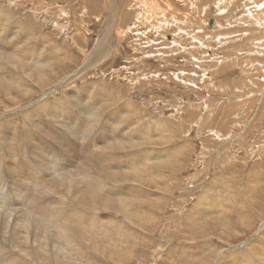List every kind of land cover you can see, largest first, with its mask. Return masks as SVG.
<instances>
[{"label": "rangeland", "instance_id": "374dc122", "mask_svg": "<svg viewBox=\"0 0 264 264\" xmlns=\"http://www.w3.org/2000/svg\"><path fill=\"white\" fill-rule=\"evenodd\" d=\"M0 18V32H5L7 37L13 30L19 34L22 31L23 39L27 34L31 39L25 48L43 47L47 50L46 62L53 67L49 69L53 73L49 71V77L42 79L28 77L24 70H19L27 89L11 95L0 94V124H7L10 130L16 129L18 133L15 154L20 150L21 130L29 124L28 118L42 117L53 123L58 119L63 122L61 124H73L69 119L52 115L54 111L47 112L54 109L55 103L60 101L64 106V102L70 100L66 108L77 114V105L83 104L80 99L88 100L92 105L91 99L98 100L97 94L79 90L81 86H95L106 92L111 110L115 109L117 113L124 110L126 103L134 106V116L124 118L123 126L132 130L136 126L142 129L148 126L152 134V137L148 135L150 138L145 135L141 141L139 139L135 148L116 149L110 156L115 160H126L122 173L116 174L120 175V181L128 179L127 185L113 186L106 180L109 172L94 174L118 194L102 197L114 203H121L116 198H127L126 206L120 205L122 211L113 213L112 222L104 225L101 209L84 215L82 221L88 226L83 227V223L77 222L66 225L65 221H59L61 226H67L64 228L74 240L71 244L76 250L69 252L73 260L70 264H229L233 256L241 255L248 257L251 264L264 263V0H0ZM14 19L22 28L14 27ZM210 19L212 26L208 25ZM12 40L7 39L13 44ZM97 40L101 42L97 44ZM60 80L64 82L58 85ZM72 97L78 98V103H74ZM27 110L32 117L26 114ZM106 115L107 112L99 116L100 122ZM73 121L78 122V119ZM160 129L165 136H170L167 143L163 144L165 139L157 138ZM78 135L82 138L81 133H76ZM95 140L94 136L83 139L81 148L95 150ZM159 151L175 154H171L174 161L170 166L162 163L161 167H151L158 161L164 162V158L158 157L161 160H142L139 167L146 171L134 169L131 160L144 152L158 154ZM0 152L4 162L8 150L5 155L0 145ZM55 163H47L51 173L56 172L51 168ZM20 165L26 169L24 173L17 171L32 178L33 171L26 163ZM31 165L34 168L35 164ZM71 169L77 171L78 168ZM156 173L162 177L160 182ZM1 174L5 178L0 179V211L5 210L3 207L7 213L13 211L10 219L2 223L3 228L7 223L6 230L9 231L0 233V239L8 244L6 235L10 234L11 225L18 228L19 236L15 234V237L26 234L25 227L29 222L19 220L25 217L19 211H23L25 205L28 209L40 210L35 194L45 188L49 180L37 176L28 181L30 189L26 192L22 190L24 186L14 185L19 181L16 177L6 175L3 163L0 164ZM150 174L153 180H150ZM81 180L80 177L77 184L84 188L85 180ZM131 187L140 188L134 192L136 199L128 193ZM139 192L142 193L138 195ZM26 197V202L19 201ZM63 198V204L67 206V197L63 195ZM45 202L41 200L39 206ZM52 205L56 206L57 202ZM72 206L70 204V208ZM128 208H136L143 218L139 222L140 218L130 216L132 236L127 234L129 237L116 225L119 219L126 220L124 214ZM144 219L148 222H143ZM69 226L71 230L82 227L88 237L92 235H87L90 230L93 234L96 231L108 234L102 233L105 236L98 238L101 241L97 246L100 242L104 250L100 245V252L88 247L77 234L70 233ZM48 229L53 231V227ZM130 237L134 238L131 240ZM41 239L38 241H47ZM48 240L55 245L51 244L53 249L44 241L45 247L41 250L37 241L23 240L19 247H22L21 251L28 250L27 264H58L54 250L63 241L57 239L55 233L53 240ZM63 245L64 251L58 249L61 253L69 248L68 243ZM17 247L11 250L18 252ZM193 247L202 253H198L197 248L192 250ZM45 248L47 251L43 253ZM113 252L122 253L119 254L122 259Z\"/></svg>", "mask_w": 264, "mask_h": 264}, {"label": "bare ground", "instance_id": "6f19581e", "mask_svg": "<svg viewBox=\"0 0 264 264\" xmlns=\"http://www.w3.org/2000/svg\"><path fill=\"white\" fill-rule=\"evenodd\" d=\"M0 19H2V18H0ZM18 22L19 21L14 19L13 24H14L15 28H16V25L18 27L19 26L21 27V25ZM13 31L10 32V35L7 37L5 35L6 34L5 32L4 33L2 31L0 32V94L11 95L12 93L17 92L19 90L27 89L26 82H25L26 80H24L23 74L19 73L20 72L19 70H24V72L28 74V77H37L39 79H42L44 76L49 77V71H50V73H53V72H51V70L53 69L52 65H49L46 62L48 57L46 56L47 53L45 54V52L47 50L44 51V48L40 47V46H37V47L33 48L32 50L30 47L26 49L25 44H26V42H29V39H31V38L29 36H27V34H26V36H24L25 38L23 39L22 31H21V34H19V31H16V30H13ZM15 36L20 37L21 40L17 39ZM9 37H10V39L11 38L13 39L12 40V41H14L13 44H11L7 41V39ZM98 40H97V44H99L101 42V41L98 42ZM57 54H60V52H58ZM48 55H50V54H48ZM32 57H33V60H32ZM49 57H51V55ZM52 57L56 58L55 55H52ZM8 68H11L10 72L7 71ZM49 69H51V70H49ZM52 79H54V78H52ZM61 81L62 80H60L58 82V85H60L61 83L64 82V81H62V82ZM58 85H56V86H58ZM28 90H30V89H28ZM79 90L84 91V93L86 92V93H93L95 95L97 94L98 100L96 98H95L96 101H93L91 99V101L93 102V105H92L91 103L88 102V100H86L84 102V100L80 99V101H82L83 104H81V102H79L80 105L79 104L77 105V106H79L77 114L70 113V111L66 108V106H69L70 100L68 102H64L65 107L62 106V104L59 101V102L55 103V107L53 110L50 107L52 111H49L50 109L47 110V111H49V112H47L48 114L50 112L54 111L52 113V115L58 116L62 119H64V118L69 119L68 121L71 120L73 122V124H67L68 122L66 124L65 123L61 124L63 122L60 123L58 121V119L56 120V122L53 123L51 119H49L50 120L49 121L46 119H42V117H40V118L38 117L35 120V119H33L32 115L31 116L29 115V114H31L29 112L30 110H27L26 114H28L32 118H28V119H30L29 124H26L24 127L22 126L23 127L21 130L22 134L20 133L21 139H19L21 141V146H20V150L16 151V154H15V143L18 142L17 141V137H18L17 136V134H18L17 130L12 129V128L10 130V128L8 127L7 124H5V125L0 124V145H2L3 150L5 152V155L7 153L6 151L8 150V158L3 162V160H2L3 156H0V164L3 163L4 171L9 178L14 179L16 177L17 180L22 182V183H20L18 181L17 183H19L20 185H18L17 183H15L14 185L19 186V187L24 186L22 188V190L29 192L30 186L28 184L31 180H34V178H37V176L38 177H44V178H47V180H49V182L47 183L45 188H42V190L40 192L38 191L35 194L37 199H38L37 205H38L40 210L28 209L25 207L27 205H25L24 210L19 211V212H22V216L23 215L25 216V217L21 216L22 219H19V220L22 222H25L26 220H28V222H29V224L25 227L26 234L23 237H15V234L17 236H19V232L17 231L18 228L15 229L16 226L14 225V227H15L14 228L13 225H11L12 223L11 224L9 223L11 225L12 229L10 231V234L8 236L6 235V237H7L6 240H9L8 244L6 242L2 241L3 239H0V264H4L2 260H7L6 264H27V260L25 257L28 256V254H27L28 250H26V252H27L26 253L24 251H21L22 247H19V246L23 245V243H24L23 240H32L33 242L37 241V245L39 247H41V250H42V247L44 246V243H42V242L44 240L38 241V239H40V240H42L41 238L47 239V237L45 236V235H47L49 237L48 239L53 240L54 233H55V236L57 239H60L63 241L62 244H61V242L58 243L61 246H57V248H56L57 250L60 249V251L62 252V251H64L63 250L64 249L63 244L68 243V245H69V248H67L65 250V252H63V253L59 252V250L58 251L56 249L54 250V252L59 255V256H57L54 253L56 259H58V264H70V262H72L73 260L70 259V258H72V255H70L69 252L71 250L72 251L76 250L71 244V241H74V240H71V237L68 235V231L65 230L64 227H67V226H65V225L61 226V223H59V221L60 220L65 221L66 225L74 224L75 222H77L78 224L79 223L82 224L83 223L82 220H84V217H85L84 215H89V214H86V213H88V211L95 212L96 209H101V212H102L101 213V215H102L101 219H103L105 221L104 225H106V223L112 222L116 212L118 213L119 210L122 211V208L126 206L124 204H125L127 198L123 199V200L116 198L119 201H121V203L115 202L116 203L115 204L113 201L108 200V198L102 197L103 195L109 196L108 194H116V193H114L112 191V186L106 187L105 184H102L103 181H100L98 178H96L94 174H96V175H97V173L100 174L102 171L107 172V173L109 172L110 174L107 175L106 180H108L113 186H115V185L122 186L124 184L127 185L126 182L129 180L126 179V180L120 181V175L116 174V173H120V172L122 173V171L124 170V167L126 166V160H115L114 158H112L110 156L113 155V153L115 152L114 150H116V149H123L124 148V150H125L127 148V150H128V147L135 148V146H137V144H138L137 141H139V139L141 141V139H143V137L145 135H147V137H145V138H150L148 135H150L152 137V134L149 131L150 127L147 126V127L142 129V128H138V126H136L138 129L136 128V129L132 130L131 128H128L129 126L128 127L123 126V123L125 122L123 120L124 118L128 119L129 117L132 118L134 116V112H135V108H133L134 106L132 107L131 105H129V103H126L123 105L124 110L117 113L115 109L111 110L112 107L108 103L109 97H108V94L106 92L99 90L95 86H81L79 88ZM23 95H25V94H23ZM26 95H27V93H26ZM80 96H77V97H80ZM27 97H28V95H27ZM66 97H68V96H66ZM8 99H9V97H8ZM11 99L14 101V98H11ZM70 99H72L74 103H78V101H79V99L75 98V97H74V99H73V97ZM63 101H65V100H63ZM41 103L45 104V100H42ZM36 105H38V104L36 103ZM46 105H47V103L45 104V108L46 107L48 108V105L47 106ZM127 105H129V106H127ZM17 106H19V105H17ZM72 107H73V104H72ZM43 108H44V106H43ZM73 108L76 109V106ZM73 108H71V109H73ZM104 108H106V109H104ZM121 108H122V106H121ZM13 109H15V107ZM8 111H10V110H7V112ZM45 112H46V110H45ZM105 112H107V115L104 117V120L100 122L99 116L104 114ZM115 114L118 115L117 118H115ZM76 118L78 119V122L73 121ZM55 123H58V124H55ZM130 124H132V123H130ZM125 125H126V123H125ZM131 127H132V125H131ZM93 130H94V133L92 134ZM160 132L161 133L158 137L157 136H154V137L165 139V140H163L162 143L163 144L167 143V139L170 138V136H168V135L165 136L164 132L162 133V130ZM76 133H81L82 138H80L79 135L77 137ZM115 133H116V135H114ZM92 136H94V138L96 139L95 144L93 145L96 147V149L93 151H90V149L88 147H84V148L82 147L81 148V146H82L81 141L83 139L85 141L86 139H88ZM38 138H39V140H38ZM111 141H116L118 143L114 144V143H111ZM125 143H128V144H125ZM99 144L101 145V147ZM18 145H19V143H18ZM126 145H131V146H126ZM75 148H77V149H75ZM178 149H179V147H178ZM54 151H56V152H54ZM149 152H144V153L138 155L137 159L131 160L132 164L134 165V169L139 168V170H140L142 168V167H139L140 164L143 163L142 160L154 159V160L158 161V160H161L158 157H162V159L164 158V162L158 161L157 163H154V164H156V166L151 165V167H155V168L159 167L162 163H164V165L166 164V165L170 166L171 163H173V161H174L172 159L173 157H171V154H174V153H171V151H165V152L159 151L158 154L160 156L157 153L154 154L153 152H151V153H149ZM53 153L58 154V155L52 156ZM72 153H74L76 155V158L74 157V155ZM15 156H18V157H15ZM174 156H175V154H174ZM15 158H17L19 160H14ZM28 159H31V160H28ZM82 159H85L86 161H82ZM51 161H56L55 165L51 166V168H53V170H56L55 173H51L50 171H52V170H50L47 166V165H49L47 163H50ZM21 162H25L27 168L33 171L32 178H29L27 175L20 174L18 172V171H22L24 173V171L26 169V167L20 165ZM31 163L35 164L36 168H35V166H34V168H32ZM58 165H60V166H58ZM145 166H147V165H144V168H146ZM71 167L72 168L75 167L78 169H77V171H74L71 169ZM37 169H40L41 171H37ZM143 170L146 171L145 169H143ZM141 172H142V170H141ZM136 173H137V171H136ZM149 173H151V172L149 171ZM155 175H156L155 177L158 178V182H160V180H162V177L157 176L158 175L157 173ZM150 176H151L150 180H153L154 178H152L151 174H150ZM80 177L83 179V180H81L82 182L85 180V185H84L85 187L84 188L80 187L77 184ZM3 178H5V177H4V175L1 174L0 179L2 180ZM47 180L45 179V181H47ZM131 181H136V180L131 179ZM142 182H144V181H142ZM150 182H152V181H150ZM132 185L135 186V184H133V183H132ZM103 186H105V187L102 189ZM139 189H138V187H131L130 191L128 192L130 194V197L133 196L134 199H136L134 196V192L136 190L139 191ZM83 190H86V191H83ZM61 193L67 197L66 203H69V204H67V206L63 204L64 198H63V195ZM141 193L142 192H139L138 195H140ZM116 195H118V194H116ZM157 196H158V194H157ZM130 197H128V198H130ZM27 198L28 197H26V199H21V200L16 199V201L17 200H19V201L24 200V202H26ZM152 198H154V197H152ZM0 199L2 200L1 196H0ZM54 199H57V200L54 201ZM141 199H143V198H141ZM41 200H46V202L44 203V205L39 206V204L41 203ZM157 200L159 201L160 198H157ZM141 201H143V200H141ZM55 202H57V205L53 206L52 204ZM137 203H139V202H137ZM10 204H12V203H10ZM70 204L73 205L72 208H70ZM132 204H133V202H132ZM0 205H1V202H0ZM120 205H124V206L120 207ZM134 206H136V204L133 205V207ZM152 206H153V204H152ZM138 207H139V205H138ZM149 207H150V209L152 208L151 206H149ZM3 209L7 210L4 207H3ZM19 209H20V207H19ZM5 210L0 211V233H2V230H3V232L9 231V230H6L7 223L5 224L4 228L2 227V223H5V221L7 219L9 220L10 216L13 214L12 209L9 213H7L8 210L7 211H5ZM126 211H127L126 215L124 214V216H125L127 221L125 219L124 220L126 222L123 219H121V221H120V219H119L116 223V225L120 227L121 233L124 234L125 236L127 234L131 235L130 232H131L132 226L129 225V222H128L129 219L134 217V215L137 216L136 218H138V219L140 218L139 222L143 219L139 215V213L137 212L136 208H134V210H130L128 208V209H126ZM146 211H148V210H146ZM80 213L83 215H81ZM113 213H115V214L113 215ZM123 213H124V211H123ZM145 215H146V213H145ZM151 215H152V213H151ZM130 216H132V217H130ZM136 218H135V220H136ZM151 219H153V218H151ZM151 219H149V220H151ZM14 220H12V221H14ZM144 221H146V220L144 219L143 222ZM85 222L82 224L83 227L86 225L88 226V224H86ZM146 222H148V221H146ZM141 224L144 225L145 223H141ZM71 226H69V228H68V229H70L69 230L70 233H72V231H73L72 234H74V233L77 234L80 237V239H82L85 243H87L89 245L88 247H91L93 250L100 252V249L98 248V246L100 245V248H102L101 250H104V247L102 246V244L100 242L97 246V242L100 240V239L98 240V238L105 236L104 234H106V233H104V232L99 233L100 231L99 232L96 231L93 234L90 230V232H88L87 235H89V234H92V235H91V237L90 236L88 237V236H86V232H83L84 230L82 227L80 230L78 229V227L75 229L73 228L74 230H71V228H70ZM91 226L93 227V225H91ZM137 226H136V228H138ZM17 227H19V226H17ZM50 227H53V231L52 230L49 231L48 228H50ZM133 227H135V225ZM62 228H64V229L62 230ZM142 229H143V226H142ZM117 230L118 229L113 230V232L114 231L116 232ZM101 231H103V230H101ZM133 231H132V233H133ZM93 232H94V230H93ZM105 232H106V230H105ZM119 232H117V233H119ZM142 232L144 233V230H142ZM102 233H104V234H102ZM119 234H117V238H118ZM106 235H108V234H106ZM124 235H122V236H124ZM134 237H136V235ZM1 238H3V237H1ZM133 238H131V240ZM48 239L46 242L45 241L44 242L48 244L50 249H53V248H51L52 247L51 244L53 246H55V245L53 244L52 241H50ZM53 241L56 242L55 238ZM119 241H120V239H119ZM121 241H122V239H121ZM15 243H17V245H14ZM123 243H124V241H123ZM126 245H127V243H126ZM16 246H18L16 249L18 252H14L13 250H11L13 247H16ZM118 248H116V249H118ZM194 248H197V247H193L192 250H194ZM44 250L45 251H42L43 253L47 251L46 248ZM32 251H33V249H32ZM196 251L198 253L201 252V250L200 249L198 250V248L196 249ZM30 252H31V249H30ZM115 253L117 255V252H115ZM119 254H122V253H118V255H117L118 257L121 258L122 255L119 256ZM191 254H192V252H191ZM203 257L205 258V256H203ZM255 257L253 256V258H255ZM263 257H264V255L262 256V259H263ZM198 258L199 257L197 256V259ZM115 259H117V257ZM195 259H196V257H195ZM123 260H124V258H123ZM255 260H257V259H255ZM200 262H203V261H200ZM228 263L229 264H251L250 259L246 256H243V255L237 256V257L233 256ZM255 263L258 264L257 262H255ZM252 264H254V263H252ZM260 264H262V263H260Z\"/></svg>", "mask_w": 264, "mask_h": 264}, {"label": "water", "instance_id": "95a60500", "mask_svg": "<svg viewBox=\"0 0 264 264\" xmlns=\"http://www.w3.org/2000/svg\"><path fill=\"white\" fill-rule=\"evenodd\" d=\"M208 25H209V26L213 25V21H212L211 19L208 20Z\"/></svg>", "mask_w": 264, "mask_h": 264}]
</instances>
